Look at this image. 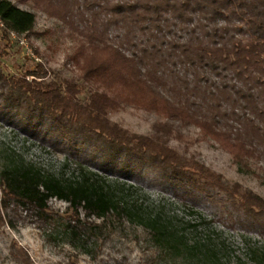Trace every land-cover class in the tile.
Listing matches in <instances>:
<instances>
[{
	"label": "trees",
	"instance_id": "trees-1",
	"mask_svg": "<svg viewBox=\"0 0 264 264\" xmlns=\"http://www.w3.org/2000/svg\"><path fill=\"white\" fill-rule=\"evenodd\" d=\"M38 12L60 22L79 45L99 48L102 57L86 61L79 80L50 79L42 63L10 76L0 61L1 102L51 122L69 143L80 133L111 155L163 171L187 196L200 192L211 201V192L222 194L224 214L239 212L264 231L262 197L170 145L181 128L193 127L235 164L264 166V0H0L4 39L34 34ZM125 106L156 114L154 133H132L113 122L110 115ZM125 198L98 180L63 181L21 161L0 173V226L11 208L33 213L41 228L65 224L74 236L85 225L80 209L98 219L118 212L158 226L159 218ZM52 199L68 204L72 215L55 213ZM161 227V237L175 236ZM10 255L18 264H34L17 244Z\"/></svg>",
	"mask_w": 264,
	"mask_h": 264
},
{
	"label": "rangeland",
	"instance_id": "rangeland-1",
	"mask_svg": "<svg viewBox=\"0 0 264 264\" xmlns=\"http://www.w3.org/2000/svg\"><path fill=\"white\" fill-rule=\"evenodd\" d=\"M18 6L34 10L31 3ZM68 34L60 22L42 12H38L32 35H12L8 43L0 31L4 72L19 77L42 63L52 71L50 79L57 74L79 80L86 61L102 54L99 48L79 45ZM110 118L142 135H152L158 121L156 114L131 106ZM170 145L181 154L196 157L230 184H239L264 199L262 164L251 161L249 168L235 164L230 154L218 144L202 140L193 127L181 128ZM21 161L63 181L98 180L123 193L143 214L159 218V228L166 226L175 236L161 237L152 221L118 212L98 219L80 209L85 225L78 237L65 224L53 230L41 228L33 213L11 208L4 212L5 222L0 226V264H18L10 255L12 244L26 249L34 264H260L264 231L244 215L239 217V212L229 209L232 215L224 214L222 194L211 192V201L200 192L187 196L185 190L171 187L163 171L138 165L124 155H111L80 133H72L69 143L51 122L0 101V173ZM49 205L66 218L72 215L65 202L52 199ZM194 245L197 248L192 249Z\"/></svg>",
	"mask_w": 264,
	"mask_h": 264
},
{
	"label": "built area",
	"instance_id": "built-area-1",
	"mask_svg": "<svg viewBox=\"0 0 264 264\" xmlns=\"http://www.w3.org/2000/svg\"><path fill=\"white\" fill-rule=\"evenodd\" d=\"M4 23L2 22V20L0 19V29L4 28Z\"/></svg>",
	"mask_w": 264,
	"mask_h": 264
}]
</instances>
